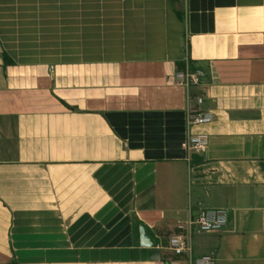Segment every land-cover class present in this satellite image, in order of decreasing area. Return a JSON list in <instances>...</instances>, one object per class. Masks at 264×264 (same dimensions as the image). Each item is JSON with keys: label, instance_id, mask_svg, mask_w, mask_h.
I'll return each mask as SVG.
<instances>
[{"label": "crops", "instance_id": "obj_1", "mask_svg": "<svg viewBox=\"0 0 264 264\" xmlns=\"http://www.w3.org/2000/svg\"><path fill=\"white\" fill-rule=\"evenodd\" d=\"M204 208L195 258L264 264V0H0V264H167Z\"/></svg>", "mask_w": 264, "mask_h": 264}, {"label": "built area", "instance_id": "obj_2", "mask_svg": "<svg viewBox=\"0 0 264 264\" xmlns=\"http://www.w3.org/2000/svg\"><path fill=\"white\" fill-rule=\"evenodd\" d=\"M205 77L206 73L202 69L192 66L188 54L184 59V68L178 70L175 74V83L186 88L189 100H193L197 104V109H189L186 120V149L189 154H206L209 149V135L193 132L195 127L210 124L214 120L212 110H200L205 105V97L203 95H193L191 92L194 87L203 84ZM228 219L229 212L226 208H204L195 221L190 220L186 226L180 224L179 228L183 229L185 233L171 235L167 245L168 250L178 258L170 259L167 264H216L218 260L217 249L213 248L207 254L195 258L192 239L196 234L223 230L228 224Z\"/></svg>", "mask_w": 264, "mask_h": 264}, {"label": "trees", "instance_id": "obj_3", "mask_svg": "<svg viewBox=\"0 0 264 264\" xmlns=\"http://www.w3.org/2000/svg\"><path fill=\"white\" fill-rule=\"evenodd\" d=\"M4 61H5V65H7V66L13 64V61L10 59V57H9L7 54H4ZM191 64H192V62H191ZM182 68H184V63L182 64V66L180 67V69H182ZM63 103H64L67 107H69V108L72 109L71 106H69V105L66 104L65 102H63ZM169 258H170V259H173V258L177 259L178 257L175 256V255H173V256H169Z\"/></svg>", "mask_w": 264, "mask_h": 264}, {"label": "water", "instance_id": "obj_4", "mask_svg": "<svg viewBox=\"0 0 264 264\" xmlns=\"http://www.w3.org/2000/svg\"><path fill=\"white\" fill-rule=\"evenodd\" d=\"M145 228L142 227V230L144 231Z\"/></svg>", "mask_w": 264, "mask_h": 264}]
</instances>
